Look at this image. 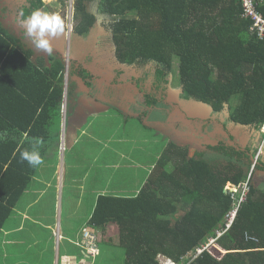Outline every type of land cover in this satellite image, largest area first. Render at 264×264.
Returning <instances> with one entry per match:
<instances>
[{"label":"trees","instance_id":"trees-1","mask_svg":"<svg viewBox=\"0 0 264 264\" xmlns=\"http://www.w3.org/2000/svg\"><path fill=\"white\" fill-rule=\"evenodd\" d=\"M8 1L0 2L1 29ZM67 2H59L62 19L66 18ZM91 7H96L97 12H90ZM35 9L56 13L44 0H26L21 9L15 6L13 15L19 18L23 10L27 16ZM73 9L74 37L91 33L100 18L112 20L106 29L110 31L107 40L113 44L114 59L120 68L134 66L142 71L137 86L145 97V106L154 109L159 102L167 104L155 93H148L143 84L152 80L155 89L162 84L170 85L175 64L179 62L181 98L212 108L213 116L204 127L217 122L225 130L231 123L250 128L255 134L261 131L264 37L252 31L253 22L243 19L241 0H73ZM257 11L264 18V0H257ZM27 53L32 56V52ZM48 59L50 68L45 67L46 70L65 73L64 54L58 51ZM41 60L44 66L45 59ZM69 63L68 109H71L73 78L80 77L94 89L99 77L72 57ZM57 87L62 90V83ZM61 104L59 97L48 108L47 132L57 143ZM229 139L233 141L234 137ZM195 146L183 143L178 136L167 140L158 166L139 194L100 197L92 224L114 223L120 227L127 264H160V254L179 260L195 252L208 236L215 234L232 206L226 185L246 182L260 150L257 139L250 140L245 148L228 140L201 151L194 150ZM260 159L254 173L264 171ZM11 212L10 207L0 204V227ZM246 231L258 240H245ZM219 242L225 251L223 257L211 249L195 259L191 257L192 264H264L263 191L252 189L236 223Z\"/></svg>","mask_w":264,"mask_h":264},{"label":"crops","instance_id":"crops-1","mask_svg":"<svg viewBox=\"0 0 264 264\" xmlns=\"http://www.w3.org/2000/svg\"><path fill=\"white\" fill-rule=\"evenodd\" d=\"M6 1L8 0H0L1 3ZM19 1H8L10 5L5 6L6 14L1 22L3 29L0 28V204L12 210L0 227V264H127V255L121 246L120 227L114 223L95 226L92 220L101 196L131 197L139 194L140 189L132 190L134 172L136 171V176L139 167L123 150L113 145L116 141L110 133L117 124L129 123L137 117L135 108H139V103L140 107L143 104L140 101L143 93L138 89L137 82L134 84L126 82L115 86V92L109 94L111 91L108 92L109 83L100 81L99 78L95 82V87L104 91L98 95L99 97H95L90 85L82 81L80 87L81 83L76 82V78L80 77L75 76L73 107L68 109L67 63L66 80L60 82L64 93L59 96L57 92L48 88L45 78L35 71L43 74L45 67L50 66L46 55L35 60L36 49L23 35V29H18L16 33H10L6 29L11 23L10 16L16 17L13 15L16 11L15 6L19 9L24 6L21 7ZM16 41L23 47L18 46ZM29 51L32 52V56L27 53ZM41 58L45 59L44 66L40 63ZM70 58L71 56L69 61ZM74 59L77 60L75 57ZM60 83H57V86ZM167 91H170V95L178 92L174 88H168ZM181 93L182 91L180 95L178 94L180 99ZM59 97L62 104L57 143L53 136L48 134L47 124L50 120L48 108ZM211 114L212 111L209 116ZM104 120L106 122H103ZM102 124H108L104 133ZM229 124L228 130H225L223 125L220 127L219 123L213 122L204 132L194 124L188 125L184 130L189 131L190 137L185 136L184 139H191L193 134V138L201 141L202 146L210 143L217 145L219 141L228 140L245 148L249 139L245 140V143H239L242 136L234 135V129L238 127ZM180 129L182 128L178 125L175 126L174 132L172 129L173 133L170 132L172 139L175 136L182 139ZM97 130L99 132L97 137L101 143L96 144L102 147V151H106L105 156L111 159H103L101 150L93 155L89 148L90 142L81 146L87 158L80 159V163L72 159L70 164H67L66 133L69 135L71 148H74L79 144L77 137L79 132L87 139L92 131ZM51 131L53 132L52 129ZM168 131L167 129L164 134ZM217 134L221 137H217ZM226 134L228 136H225ZM260 134L264 140L261 131ZM230 136L238 142L230 140ZM167 140L170 141L169 136ZM33 144L38 147L43 158V163L35 168L20 159V152L25 148L30 149ZM262 163L264 164V142ZM253 177L250 172L246 182L239 185L248 183L250 194L254 188ZM230 186L233 185L227 184L226 188ZM226 215L227 213L225 218ZM225 218L215 230V234L202 242L205 243L211 238L216 239V246L212 251L222 257L225 251L219 240L236 223L235 219L232 226L225 231L227 224ZM79 226L80 229L77 230ZM88 226L100 239L101 252L97 258L88 257L81 245L83 232ZM219 233L222 235L219 236ZM252 235L246 231L245 240L257 241V237ZM161 255L165 256L160 254L159 257Z\"/></svg>","mask_w":264,"mask_h":264},{"label":"rangeland","instance_id":"rangeland-1","mask_svg":"<svg viewBox=\"0 0 264 264\" xmlns=\"http://www.w3.org/2000/svg\"><path fill=\"white\" fill-rule=\"evenodd\" d=\"M25 2L26 0H20V6L22 7ZM44 2L47 6H49L51 10L56 11V13H58L62 17V5L61 3H59L60 0H44ZM66 6V18L63 19L65 22V33L62 36L52 40V46L54 49L52 53L53 56L55 55V51L57 50L60 53L64 54L66 58L68 54H70L72 58L75 57L79 63H82L85 65V67L92 69L94 75L101 79L100 81H107L109 83L108 92L109 90H111L109 94L115 92V86H117L118 84L122 85L126 82H131L132 84H134L142 78L143 73L137 67H118L117 62L114 59L113 44L107 40L110 36V31L106 29V26H111L112 20L107 21L106 19L100 18L99 23H97L91 33L86 36L74 37L72 31V38L70 42V40H68V30L71 27V24L73 26V18L71 17V15H74V9L73 5L71 4V0L67 2ZM90 12H97L96 7H91ZM10 17L11 23L6 26V29L10 33H16L18 29H21L18 26L19 20L16 17ZM34 52H36V54L34 53L35 60L40 58L42 55H46L47 61L48 63H50V60L48 59L49 55L47 53L38 50H34ZM89 57H91L92 59H90ZM175 62L177 61L175 60ZM178 63L179 62L175 64L174 73L170 78V85L162 84L159 89H155L153 87L154 85L152 80H149L148 82L146 81L143 84L145 85L146 91L148 93H155L159 99H165L167 101V104H165L164 102H159L158 107L155 106L154 109L153 107L149 108L145 106V97H143L142 95V97L140 96V101L143 102V104L140 107L139 103V108H135V111L138 113L135 119H132L129 123H124L121 125L117 124L115 128L109 126L115 131L110 133V135L113 136L116 141V143H114L113 145L118 149L123 150V152L132 159L134 164L139 167V173L136 176V171L134 172L132 186L133 191H138L139 189L141 190L149 176L152 175V173L155 171V168L159 164L160 158L166 150L167 137L169 136V139L173 140L170 132H172V129L174 132L176 125L182 128L180 129L182 142L189 145H196L194 150L199 149L201 151L207 146L214 145V143H210V145L204 144L202 146L201 141H196V139L193 138V134L191 135V139H184L185 136L190 137L189 131L184 130L188 125L191 126L194 124L196 125V127L202 128L201 131L204 132L208 127H204L205 122L211 120V117L213 115L211 114V116H209L210 112L212 111L211 107H207L205 105L200 106L196 102H192L190 100L184 101L183 99L179 98L182 89L180 87L181 85L177 74ZM119 71H121V73H119ZM43 74L45 76L48 88H50L54 92H57L59 96L60 94L64 93V91L57 87V83L64 82L66 80L65 73L55 74L53 70L48 69L43 71ZM76 82L81 83L79 84V86L83 83L80 78H76ZM166 87L167 89H176V91H178L177 94L174 92L170 95V91H167L165 89ZM103 91L104 90H101V88H96L93 89V94L95 97H99L98 95ZM169 98H171L172 101ZM236 102L237 101H235V103ZM103 122H106V120H104ZM125 125L126 127L123 128V126ZM106 126H108V124H102L103 133L106 131ZM220 127H222L221 124ZM97 128L98 127H96V129ZM121 128L123 129L120 130ZM167 129L169 130V134H164ZM101 131L102 129L100 128V132ZM234 135L242 136V141H239V143H242L247 139H249V141H254V139H257L258 143H260V150H262L260 162H263L264 140H262L260 132L255 134V132H253L250 128L238 127L234 129ZM97 136H99L98 130L92 131L87 139L84 138L83 133L79 132L77 134V137L79 138V144L74 148H71L70 142L68 141L69 135L66 133L65 143L67 141V164H70L72 159L73 161L80 163V159L87 158L86 154L84 153L85 150H83L81 146L89 144L90 142L91 145L89 146V148L93 151V155H95L98 150L102 151L103 148L96 144L101 143L100 139ZM216 136L219 138L221 137L219 134H217ZM225 136L228 135L226 134ZM258 139H260L261 141ZM61 141L62 137L60 138V143ZM234 142L238 141H236V139L234 138ZM230 144L234 143L230 141ZM105 152L106 151H102L101 157L103 159H111L110 157L105 156ZM121 172H123V170H121ZM263 177V171L258 170L254 173L252 181L253 187L259 189V191H263L264 188ZM131 180L130 186L132 184ZM87 228H90V226H88ZM79 229L80 226L77 228V230Z\"/></svg>","mask_w":264,"mask_h":264},{"label":"built area","instance_id":"built-area-1","mask_svg":"<svg viewBox=\"0 0 264 264\" xmlns=\"http://www.w3.org/2000/svg\"><path fill=\"white\" fill-rule=\"evenodd\" d=\"M243 14L242 17L245 20H249L253 22L252 31L255 32L259 37H264V18L257 11V0H241ZM262 135H264V126L261 129ZM262 154V150H259L256 156V163L254 162V166L251 171V175H253L259 158ZM250 186L248 183L242 186H230L226 188V193L229 195L232 206L229 212L226 215V228L227 231L235 221L239 209L247 202L249 194H250ZM219 236L222 233L218 234ZM216 239L211 238L207 242L203 243L201 246L197 247L195 252L188 253L184 257H182L179 261L173 260L166 256L159 257L160 264H192L194 259L201 256L204 252L210 251L216 245ZM83 250L86 255L90 258H97L100 255V239L97 234L91 228H85L83 232V239L81 242Z\"/></svg>","mask_w":264,"mask_h":264},{"label":"clouds","instance_id":"clouds-1","mask_svg":"<svg viewBox=\"0 0 264 264\" xmlns=\"http://www.w3.org/2000/svg\"><path fill=\"white\" fill-rule=\"evenodd\" d=\"M18 15V26L23 29V35L32 46L38 51L51 55L54 51L52 40L65 33V22L62 17L58 13H50L42 9L32 10L27 16L21 10ZM20 159L33 168L43 163L41 153L35 144L30 149L22 150Z\"/></svg>","mask_w":264,"mask_h":264},{"label":"water","instance_id":"water-1","mask_svg":"<svg viewBox=\"0 0 264 264\" xmlns=\"http://www.w3.org/2000/svg\"><path fill=\"white\" fill-rule=\"evenodd\" d=\"M71 4L73 5V0H71ZM71 17L73 18V14L71 15ZM72 31H73V26H72V24H71V27L69 28V30H68V40H70V42H71V38H72ZM69 49V48H68ZM69 54H68V56H67V58H66V63H67V71H66V73H67V75H68V69H69ZM66 105V104H65ZM254 162L256 163V159H254Z\"/></svg>","mask_w":264,"mask_h":264}]
</instances>
